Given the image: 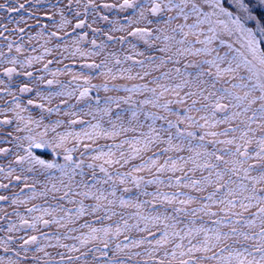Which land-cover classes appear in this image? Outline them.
Returning <instances> with one entry per match:
<instances>
[{"label": "snow or ice", "instance_id": "snow-or-ice-1", "mask_svg": "<svg viewBox=\"0 0 264 264\" xmlns=\"http://www.w3.org/2000/svg\"><path fill=\"white\" fill-rule=\"evenodd\" d=\"M44 3H0V264H264V0Z\"/></svg>", "mask_w": 264, "mask_h": 264}, {"label": "rangeland", "instance_id": "rangeland-1", "mask_svg": "<svg viewBox=\"0 0 264 264\" xmlns=\"http://www.w3.org/2000/svg\"><path fill=\"white\" fill-rule=\"evenodd\" d=\"M20 2L23 3L22 1H20ZM24 2H25V0H24ZM46 7H48V6H46ZM25 13L27 14L28 12L24 11L23 14H21V16H23L25 19H27V24L21 23L20 26L21 27H25L26 31H29V32H32V34H35V31L39 30L38 27L33 26V24L36 23V21H32L27 15L25 16L24 15ZM7 14L10 15V16L6 17L3 21H1L2 24L4 23V25H7L9 27V29L15 28V26L12 23H15L14 21H19L21 19L20 14H13V13L9 14L8 12H7ZM15 25H16V23H15ZM53 118H55V117H53ZM41 154L45 155L46 157L50 155L48 152H44V153H41Z\"/></svg>", "mask_w": 264, "mask_h": 264}, {"label": "flooded vegetation", "instance_id": "flooded-vegetation-1", "mask_svg": "<svg viewBox=\"0 0 264 264\" xmlns=\"http://www.w3.org/2000/svg\"><path fill=\"white\" fill-rule=\"evenodd\" d=\"M20 1H22V2L24 3V0H20ZM53 1H54V0H53ZM0 3H7L9 6H12V5L15 4V0H0ZM45 5L49 7L48 0H45V3H44L43 5H38L37 7H41V8H43V9H47L48 7H46ZM26 7L28 8L29 5L26 4ZM23 12H24V11H21L20 13H13V14H20V16H21V14H23ZM24 15H25V16L27 15V16L29 17V13H27V14L25 13ZM37 15L39 16V19L41 20L42 23H48V22H49V21H47V19L43 16V11L39 12ZM9 16H10V15L7 14V11H6L5 9H0V23H1V24H2L1 21H3L6 17H9ZM12 19H13V18H12ZM12 19H11V20H12ZM30 19H31L32 21H36L35 19H32V18H30ZM3 24H4V23H3ZM12 24L16 27L15 23H12ZM33 26L39 28V26H38L36 23H34Z\"/></svg>", "mask_w": 264, "mask_h": 264}]
</instances>
